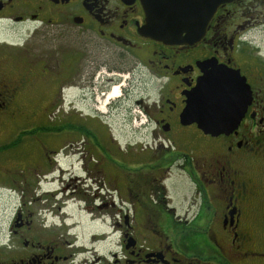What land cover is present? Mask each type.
I'll use <instances>...</instances> for the list:
<instances>
[{
  "label": "flooded vegetation",
  "instance_id": "obj_1",
  "mask_svg": "<svg viewBox=\"0 0 264 264\" xmlns=\"http://www.w3.org/2000/svg\"><path fill=\"white\" fill-rule=\"evenodd\" d=\"M182 2L195 28L200 1ZM145 23L141 0H0V30L27 27L0 39V120L33 111L20 133L45 132L0 140L21 149L0 164L31 175L1 231L0 264H264V61L246 47L264 29V0L220 4L190 44L147 36ZM212 65L239 70L252 91L239 127L217 136L181 122ZM139 109L147 141L125 146L109 121ZM174 173L190 186L187 207L172 195ZM109 177L117 250L101 252L106 233L79 243L69 205L102 219Z\"/></svg>",
  "mask_w": 264,
  "mask_h": 264
},
{
  "label": "water",
  "instance_id": "obj_2",
  "mask_svg": "<svg viewBox=\"0 0 264 264\" xmlns=\"http://www.w3.org/2000/svg\"><path fill=\"white\" fill-rule=\"evenodd\" d=\"M182 1L141 0L146 14L142 32L172 44L195 43L202 39L219 5L232 0H199L200 9L195 11L199 21L195 28L185 19L190 12L184 9ZM211 67L188 93L181 122L185 125L196 123L204 133L217 136L239 127L252 101V91L239 70ZM133 245L130 242L127 248Z\"/></svg>",
  "mask_w": 264,
  "mask_h": 264
},
{
  "label": "rangeland",
  "instance_id": "obj_3",
  "mask_svg": "<svg viewBox=\"0 0 264 264\" xmlns=\"http://www.w3.org/2000/svg\"><path fill=\"white\" fill-rule=\"evenodd\" d=\"M27 33V27H16L11 29H1L0 30V39H7L9 41H19L21 40L25 34ZM248 40L251 39L252 41L249 44H246V47L248 50L254 54L258 55L263 61H264V29L255 30L251 34L248 35ZM41 44H44L45 41L39 42ZM48 47L44 46V49H47ZM138 110V108H136ZM33 111H26L24 112L23 116H4L2 117V120H0V140H4L8 135L17 136V135H31V134H42L45 133L43 131H36L34 133H29L25 131V133H20V131L23 128H30L32 129V125L29 122H26L25 119L27 115L31 114ZM135 114L139 115L138 120L135 122L134 119H132V116ZM53 115L45 116V113L43 114L42 111H38L37 119L40 120H49L52 119ZM145 115L141 112V109L139 111L133 110L131 111V114L128 113V111H123V115L117 116L113 118L109 123L111 124V127L113 128V134L114 136L125 146L132 145L136 142H146L147 141V134H148V128L145 127ZM30 119V118H29ZM51 126L47 129H51ZM144 144V143H143ZM21 149L19 147H16L10 151L2 147L0 149V159L1 155H6V153L10 152H20ZM0 240L3 238V234L1 231L3 228L5 229L10 221L14 218L15 214L19 210L20 206L22 205V198L21 193L22 190L25 188L24 185H26L28 182L24 184V182H21L22 180L30 178L31 175L30 172H23L21 173L20 167L17 164L8 162L5 163V165L0 164ZM130 168V167H129ZM258 173V170L256 171ZM26 174V175H25ZM171 182L176 184L175 189H172V195L174 197V200L178 201L180 200L177 205L178 206H185L187 207L189 203V198L191 195L190 186L187 181L183 180L179 177L177 174H173L171 178ZM115 179L112 180V178L109 177V182L107 181V190H102L101 193L104 194L107 198V202L109 203V206L107 208H104L103 212L104 214L102 219H99L97 221H93L91 219L94 218V216L86 214L83 210H81V207L77 206L76 204H70L69 205V212L71 213L72 222H76L75 231L79 235V243L81 244H88V239L91 234H95L97 232L106 233V239L105 241L97 243V248L100 249L101 252H109L110 250L116 251L117 250V233H113L112 229V221L110 218V215H112L115 212L114 207H110V201H111V193L113 185H110L111 182H114ZM23 184V185H22ZM94 189L97 188V186L93 187ZM32 185L26 186V192L25 195L31 196L33 194ZM126 189L120 190L118 192V198L119 201L121 200L119 195H123V201H125V205H127L126 201ZM70 193V192H67ZM39 196V194H36V197ZM187 197V201H185ZM31 198V197H29ZM110 200V201H109ZM185 201V202H184ZM185 203V205H184ZM32 203H28V207H32ZM189 207V206H188ZM127 208V206H125ZM102 215V214H101ZM106 215V216H105ZM100 216V215H99ZM103 236V235H102Z\"/></svg>",
  "mask_w": 264,
  "mask_h": 264
},
{
  "label": "bare ground",
  "instance_id": "obj_4",
  "mask_svg": "<svg viewBox=\"0 0 264 264\" xmlns=\"http://www.w3.org/2000/svg\"><path fill=\"white\" fill-rule=\"evenodd\" d=\"M119 92V88H114V91L112 92V97L117 96Z\"/></svg>",
  "mask_w": 264,
  "mask_h": 264
}]
</instances>
